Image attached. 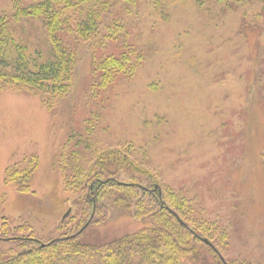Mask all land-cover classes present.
Here are the masks:
<instances>
[{
  "label": "rangeland",
  "instance_id": "obj_1",
  "mask_svg": "<svg viewBox=\"0 0 264 264\" xmlns=\"http://www.w3.org/2000/svg\"><path fill=\"white\" fill-rule=\"evenodd\" d=\"M12 1L0 0V16L10 19ZM212 3L184 0L158 17L134 0L122 41L136 51L132 75L91 89L92 58L117 53L119 45L94 55L78 46L73 86L56 115L32 94L0 91V227H23L17 237L31 233L42 243L61 235L56 228L68 209L60 206L62 152H86L87 166L93 151L129 147L147 172L139 179L156 178L191 201L213 239L224 230L228 264H264V3ZM19 25L22 35L48 46L38 21ZM30 156L37 158L31 192L20 196L4 174ZM68 207L75 224L92 209L85 200ZM93 222L86 242L141 227L116 208L101 209Z\"/></svg>",
  "mask_w": 264,
  "mask_h": 264
},
{
  "label": "trees",
  "instance_id": "obj_2",
  "mask_svg": "<svg viewBox=\"0 0 264 264\" xmlns=\"http://www.w3.org/2000/svg\"><path fill=\"white\" fill-rule=\"evenodd\" d=\"M140 1L158 17L184 2ZM209 1L223 6L222 0ZM228 1L264 3V0ZM133 3L134 0H13L10 19L0 16V91L32 94L43 108L56 115L60 104L70 95L76 67L75 51L81 45L93 55L96 49L110 43L119 45L117 53L92 58L91 89L106 90L116 78L132 75L135 63L130 57L136 51L122 41L127 26L124 14L132 13ZM32 21L41 24L45 43H48L46 48L38 40L20 33L19 23ZM94 94L92 90L91 96ZM86 143L83 149L90 150L91 146ZM83 153L86 152L65 150L59 157L57 169L64 195L60 206H72L75 210L85 200L92 207L89 214L81 215L77 224L72 220L74 216L60 219L56 230L62 234L43 243L31 233L25 238L17 237L16 234L25 229L11 228L3 222L0 245H16L0 246V264H223L220 245L228 241L224 230L218 232L217 240L213 239L212 226L201 220L191 201L161 185L156 178L151 182L139 179L147 172L137 165L129 147L93 151L94 163L87 166ZM36 167V157L24 158L23 165L14 164L5 170V184H12L18 195L27 196ZM121 174L125 178L120 179ZM113 208L130 211L141 227L103 242L84 241L83 233L95 224L93 219L100 210ZM91 216L89 225L73 237ZM203 239H207L214 250ZM52 240L55 241L50 243ZM40 244H44L43 247Z\"/></svg>",
  "mask_w": 264,
  "mask_h": 264
},
{
  "label": "water",
  "instance_id": "obj_3",
  "mask_svg": "<svg viewBox=\"0 0 264 264\" xmlns=\"http://www.w3.org/2000/svg\"><path fill=\"white\" fill-rule=\"evenodd\" d=\"M70 214V208H68L67 210H66V212L62 215V217H61V220H63V219H65L68 215ZM93 215V214H92ZM91 219H92V216L90 217V219L86 222V224L75 234V235H73V237L74 236H76V235H79L88 225H89V223L91 222ZM55 240H52L50 243H53ZM203 242L205 243V244H207L208 246H210L213 250H214V247L212 246V244L207 240V239H203ZM43 245L44 244H40L39 246L40 247H43ZM220 260L223 262V264H226L225 263V261H224V259L220 256Z\"/></svg>",
  "mask_w": 264,
  "mask_h": 264
}]
</instances>
